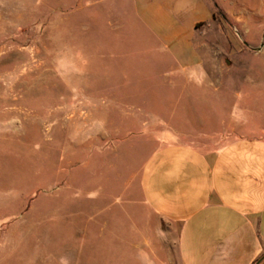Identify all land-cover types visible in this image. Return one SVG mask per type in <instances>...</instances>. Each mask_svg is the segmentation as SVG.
<instances>
[{"label": "rangeland", "instance_id": "obj_1", "mask_svg": "<svg viewBox=\"0 0 264 264\" xmlns=\"http://www.w3.org/2000/svg\"><path fill=\"white\" fill-rule=\"evenodd\" d=\"M129 1L0 0V264H119L104 217L137 199L153 151L264 139V0L220 5V98L142 78L150 40Z\"/></svg>", "mask_w": 264, "mask_h": 264}, {"label": "crops", "instance_id": "obj_2", "mask_svg": "<svg viewBox=\"0 0 264 264\" xmlns=\"http://www.w3.org/2000/svg\"><path fill=\"white\" fill-rule=\"evenodd\" d=\"M223 1L130 0L150 40L143 46L149 75L142 78L179 98L195 89L220 98ZM233 47L235 71L240 49ZM136 195L117 220L104 217L113 226L110 239L120 244L119 264H264V139L236 138L214 151L163 145L144 161ZM140 207L155 220L152 235L143 229Z\"/></svg>", "mask_w": 264, "mask_h": 264}]
</instances>
